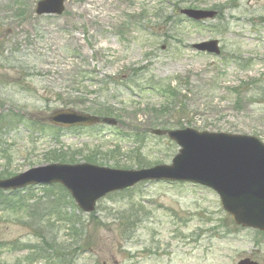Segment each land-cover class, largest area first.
I'll list each match as a JSON object with an SVG mask.
<instances>
[{"label": "rangeland", "instance_id": "1", "mask_svg": "<svg viewBox=\"0 0 264 264\" xmlns=\"http://www.w3.org/2000/svg\"><path fill=\"white\" fill-rule=\"evenodd\" d=\"M24 1L18 14L13 0H0V173L52 163L50 154L116 169L170 164L179 146L151 133L163 128L150 124L163 104L147 89L152 78L190 77L183 126L264 142V0H66L58 16H38L39 0ZM190 7L218 15L197 22L180 12ZM210 39L220 55L192 47ZM248 59L255 62L238 65ZM245 82L238 100L230 88ZM64 108L112 114L120 124L35 122ZM134 127L143 142L125 135ZM60 194L62 208L46 217L0 210V264H264V232L237 226L210 188L143 182L108 194L90 214Z\"/></svg>", "mask_w": 264, "mask_h": 264}, {"label": "water", "instance_id": "2", "mask_svg": "<svg viewBox=\"0 0 264 264\" xmlns=\"http://www.w3.org/2000/svg\"><path fill=\"white\" fill-rule=\"evenodd\" d=\"M64 0H39L38 15H61ZM181 12L194 20L215 16L212 10L185 8ZM193 47L200 51L220 53L218 40H208ZM49 120L55 124L91 125L99 117L76 110H59ZM104 122L114 124L110 118ZM180 146L171 164L141 169H113L89 163H50L35 166L19 174L0 179L4 190L29 185L61 183L70 191L83 212L95 209L97 200L106 194L124 190L144 180L182 181L214 189L223 208L236 224L264 230V142L255 136L224 132L198 131L194 128L154 129ZM238 264H260L249 258Z\"/></svg>", "mask_w": 264, "mask_h": 264}, {"label": "trees", "instance_id": "3", "mask_svg": "<svg viewBox=\"0 0 264 264\" xmlns=\"http://www.w3.org/2000/svg\"><path fill=\"white\" fill-rule=\"evenodd\" d=\"M23 2L24 0H13V3L15 4L18 8L19 11L17 12L18 14L23 13L21 9L23 8ZM21 8V9H20ZM167 16V15H166ZM165 14H156V17L164 19L167 21V19H170L169 17H166ZM168 22V21H167ZM1 28V26H0ZM3 40L6 41L4 38ZM254 60L248 59L246 63H243V67H247L251 64H253ZM143 68H137L134 69L132 72L134 75L138 74ZM221 71L218 73L220 74ZM217 74V75H218ZM184 80V81H183ZM182 80V77L180 79L177 77L175 78V83H173V79H165V80H159L155 81V79H150L149 84L147 89H149L152 92H155L159 97L162 99L163 104H160L158 107H153L152 111L156 113L157 116L152 123L153 125L157 126H162L163 128H177V127H184L181 121V114L183 111L186 109V107H183L182 101L186 96V84H189L190 82V77L187 76L185 79ZM251 83L258 82L256 80H251ZM250 82H245L244 85L242 86H237V87H231L230 91H233L237 94V99L240 98V87L244 88L245 86L249 85ZM240 92V93H239ZM239 100V99H238ZM111 112V111H110ZM160 112V114H158ZM98 115H104V114H98ZM105 115H112V114H105ZM3 115H1L2 117ZM14 118H19L20 116L17 115H12ZM171 116V117H169ZM173 117V120H172ZM4 118V117H3ZM21 119L23 120V117L21 116ZM1 120H3L1 118ZM133 131L129 133L128 135H131L134 137L137 141L143 142L144 138H146V133L141 130L140 128H134L132 129ZM3 145H5L2 142ZM1 144V145H2ZM2 145V146H3ZM1 146L0 148V156L6 155V150ZM50 160H58V161H63V162H75L74 158H72V155H66V154H56L52 155L50 154ZM53 156V157H52ZM4 157V156H3ZM86 161H96L93 157L88 156L85 158ZM140 163V162H139ZM10 175L7 171H3L0 173V178L6 177ZM56 187L61 188L62 191H50L49 189H54ZM37 189H43L42 194L39 195L37 198L33 197V200L29 199L31 197V192ZM65 192L68 199L70 201H73L70 198V195L66 190L60 186V185H50V186H42V187H28L25 189L21 190H15V191H3L0 190V210L2 212H18V211H26L27 213L29 212L32 216V218H36L37 215H39V211H41L40 214H45L46 216H49L50 213H53V211L61 209L62 204L64 203V197L65 195L60 194ZM72 203V202H71ZM46 211V212H44ZM78 223H74L76 225ZM45 240V239H44ZM39 253H46L47 250L45 247H37Z\"/></svg>", "mask_w": 264, "mask_h": 264}]
</instances>
